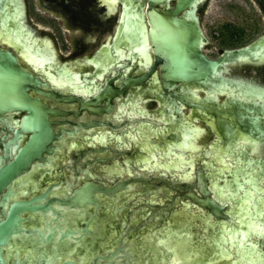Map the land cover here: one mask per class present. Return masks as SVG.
I'll use <instances>...</instances> for the list:
<instances>
[{"label": "water", "instance_id": "1", "mask_svg": "<svg viewBox=\"0 0 264 264\" xmlns=\"http://www.w3.org/2000/svg\"><path fill=\"white\" fill-rule=\"evenodd\" d=\"M205 1L122 0L65 58L0 0V264H264V36L208 58Z\"/></svg>", "mask_w": 264, "mask_h": 264}, {"label": "flooded vegetation", "instance_id": "2", "mask_svg": "<svg viewBox=\"0 0 264 264\" xmlns=\"http://www.w3.org/2000/svg\"><path fill=\"white\" fill-rule=\"evenodd\" d=\"M114 1L116 3L112 6L109 5L110 1L105 2V0H27L26 21L31 29L49 37L60 56L70 58L92 54L110 37L113 30L119 23L121 15L120 5H122V0ZM252 1H255L262 10L261 20L264 22V0ZM201 8L196 15L198 17L199 25L207 37L202 24V15L200 13ZM182 16L184 15L180 14V17ZM185 18L188 19V21L191 20L190 15H185ZM35 20H39V22H36ZM48 22H50V25L47 24ZM52 32L55 33V35H53ZM56 32L58 34H56ZM236 34L237 30L233 33V36L235 37ZM263 36L264 30L256 39L250 41L249 43L237 48L223 49L218 54V56L215 57L205 53V47L203 48V52L208 58L216 59L219 58L225 50L245 47ZM208 45L209 40L206 46ZM30 95L32 98L39 97L40 100L50 109L63 112L72 110L74 113H78L80 109L79 101L57 102L52 97L39 95L33 91ZM92 101H97V98L93 99ZM107 101L108 99L104 98L99 105H89V107H105V103ZM24 114L26 113L21 114L19 118ZM14 120L15 117L12 115V113H6L3 116V121L5 123V129L7 132L4 138L5 144L14 138ZM28 136V133L22 134L20 146L24 144ZM15 144L16 143L13 142L11 147L8 149L5 165L13 160L15 154Z\"/></svg>", "mask_w": 264, "mask_h": 264}, {"label": "rangeland", "instance_id": "3", "mask_svg": "<svg viewBox=\"0 0 264 264\" xmlns=\"http://www.w3.org/2000/svg\"><path fill=\"white\" fill-rule=\"evenodd\" d=\"M261 11L252 0H206L200 11L209 40L205 53L215 57L223 49L237 48L256 39L264 30ZM47 24L50 25V22Z\"/></svg>", "mask_w": 264, "mask_h": 264}, {"label": "bare ground", "instance_id": "4", "mask_svg": "<svg viewBox=\"0 0 264 264\" xmlns=\"http://www.w3.org/2000/svg\"><path fill=\"white\" fill-rule=\"evenodd\" d=\"M107 1H110V4H109V5H112V6L115 5V3H116L114 0H105V2H107ZM107 4H108V3H107ZM120 6H121V5H120ZM114 7H115V6H114ZM113 11H114V10H113Z\"/></svg>", "mask_w": 264, "mask_h": 264}]
</instances>
